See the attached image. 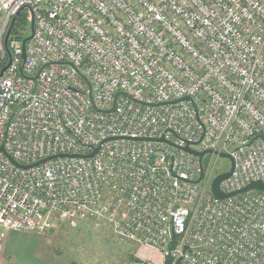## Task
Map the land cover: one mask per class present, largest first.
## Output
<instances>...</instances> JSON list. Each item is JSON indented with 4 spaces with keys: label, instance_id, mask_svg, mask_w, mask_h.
<instances>
[{
    "label": "built area",
    "instance_id": "2783aa9c",
    "mask_svg": "<svg viewBox=\"0 0 264 264\" xmlns=\"http://www.w3.org/2000/svg\"><path fill=\"white\" fill-rule=\"evenodd\" d=\"M262 133L264 0H0V242L58 218L162 255L127 264H264V192H211L215 152L223 191L264 182Z\"/></svg>",
    "mask_w": 264,
    "mask_h": 264
},
{
    "label": "rangeland",
    "instance_id": "374dc122",
    "mask_svg": "<svg viewBox=\"0 0 264 264\" xmlns=\"http://www.w3.org/2000/svg\"><path fill=\"white\" fill-rule=\"evenodd\" d=\"M28 15L31 16L29 12ZM220 161L221 167L230 165L228 158ZM3 231L0 264H127L132 258L150 257L162 260L159 252L143 250L109 226H95L92 221L56 218L43 233Z\"/></svg>",
    "mask_w": 264,
    "mask_h": 264
},
{
    "label": "water",
    "instance_id": "95a60500",
    "mask_svg": "<svg viewBox=\"0 0 264 264\" xmlns=\"http://www.w3.org/2000/svg\"><path fill=\"white\" fill-rule=\"evenodd\" d=\"M14 21H15V19L13 20L12 25H13ZM12 25H11V27H10L8 33H7V37H8V35H9V33H10V30H11V28H12ZM33 32H34V18H33V16H32V18H31V34H30L28 37H26V38L24 39V43H25L29 38H31V36L33 35ZM7 37H6V40H7ZM23 57L25 58V53H23ZM120 94H124V92H123V91H119V92H117L116 95H115V100H114V105H113V107L110 108V109H105L104 111L111 112V111H113V110L115 109L116 101H117V99H118V97H119ZM184 99H191V98L187 96V97H184ZM195 106H196V104H195ZM258 137H261V138L264 139V133H262V134H260V135H257V136H255V137H253L252 140H251V142H252L253 140H255L256 138H258ZM144 139H146V140H153V141H164V142H167V143H169V144H171V145H175V146H176V144H175L174 142L169 141V140L165 139L164 137H158V138H144ZM181 148L184 149V150H186V151H188V152H190V153H193V154H195V155H198V156L200 157V163H201V175H200V177L196 180V182H200L201 179H202V177H203V174H204V167H203V162H202V160H203V156H204L206 153H208V152H214V151H212V150L198 151V150L192 148V147L189 145V143H188L187 145L181 147ZM97 150H98V148H96V149H95L93 152H91L90 154H85V155H82V156H84V157H90V156H93V155L96 153ZM215 153L219 154L222 158H228V159L230 160V169L227 170V171H225V172H222V173L218 174V175L215 176V178L212 180V183H211V192H212V195H213L214 198H216V199H224V198H227V197H229V196H231V195L239 194V193H244V192H246V191H248V190H251V189H259V190H261V191L264 192V182H262L261 180L253 181V182L247 184L246 186H244V187H242V188H240V189H237V190L231 191V192H225V191H223V190L221 189L220 184H221V182H222L223 180L227 179V178L232 174V172H233V170H234L235 161H234V158H233L229 153H226V152H215ZM72 155H79V154H64V153H60V154L52 155V156H50V157H48V158H46V159H44V160H47V159H49V158H51V157H58V156H72ZM44 160H41V161H44Z\"/></svg>",
    "mask_w": 264,
    "mask_h": 264
},
{
    "label": "trees",
    "instance_id": "16d2710c",
    "mask_svg": "<svg viewBox=\"0 0 264 264\" xmlns=\"http://www.w3.org/2000/svg\"><path fill=\"white\" fill-rule=\"evenodd\" d=\"M29 19L30 18H29L28 12H21L16 18L15 28H19L21 25L25 27H29L30 25ZM208 158L209 156L204 159L205 165H206V161L208 160Z\"/></svg>",
    "mask_w": 264,
    "mask_h": 264
},
{
    "label": "crops",
    "instance_id": "0c3cea01",
    "mask_svg": "<svg viewBox=\"0 0 264 264\" xmlns=\"http://www.w3.org/2000/svg\"><path fill=\"white\" fill-rule=\"evenodd\" d=\"M143 250H150V249L143 247Z\"/></svg>",
    "mask_w": 264,
    "mask_h": 264
}]
</instances>
